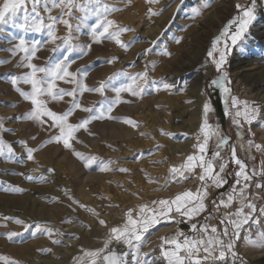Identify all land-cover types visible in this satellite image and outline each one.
<instances>
[{"label": "rangeland", "instance_id": "1", "mask_svg": "<svg viewBox=\"0 0 264 264\" xmlns=\"http://www.w3.org/2000/svg\"><path fill=\"white\" fill-rule=\"evenodd\" d=\"M163 1L164 0H159V3L151 4L148 3V0H131L129 4L128 0H102V2L110 6L121 9V11L109 13L108 19L116 21L121 27L127 26L134 29V31L124 32L120 36L121 41L124 43L134 41L127 49H123L117 44L115 45V41L110 39H102L101 42L94 43L88 34V25L95 22V17L93 16H89L87 24L84 27L74 32V34L78 36V40L75 41L76 44L92 45L87 55H83L78 49L71 53L63 49L53 53L51 48L54 47V45L51 43H44L47 40L46 31L40 33L34 31L25 32L12 27L10 24L0 26L3 28V31H0V118L5 122V129L0 132V135H3L4 139L12 144L16 153L11 160H9L7 156H0V264H92L94 258L87 255V253L103 247V242L109 233V229L114 226H121L126 219V213L129 209L133 210V216L136 217L142 205L147 204L150 207H154L152 201H159L161 199L172 200L176 195L185 191H192L195 193L197 189L201 188L202 182L198 179V175L201 172L199 168H196L187 180L179 178L173 179L170 169L172 166L184 164L188 155L197 153L198 150L195 146L198 143L197 136L200 135V126L204 119L202 108L205 102H208L212 106V111L209 113V121L216 118H227L230 124L237 127V125L232 122L233 117L225 114V104L220 91L210 86V81L216 78L218 73L212 63V58L208 56V51L211 50L213 40L220 36L228 21L240 15L241 10L236 6L241 5L242 7H247L250 5L251 0H212L215 1L214 9L217 15L220 16L224 14L226 15V19L217 32L210 36L206 47L204 56L206 58L205 60H207V62L209 61L208 63L211 68L209 71L207 69L199 71L201 73H205L206 71L207 73L209 72L205 75L200 90L202 95L201 104H198L200 99L196 97V94L189 91L191 90L192 78L187 77L188 71L181 73L179 76H175L172 74L173 72H171L172 66H169V68L165 65V62H169L172 56L169 58L160 54L161 51L166 48L164 39L169 35H165L168 31L164 29L160 30L155 36L150 35V32H154L151 31V29L157 26V20L165 17L172 7L171 5H174L176 2L171 1L170 6L166 8V6H163ZM3 2L4 0H0V6H2ZM48 2L49 6H51V0H48ZM28 7L29 9L31 8L30 3ZM189 7L192 8L193 5L189 4ZM149 8H152L154 11H158L161 8H165L166 10L164 11L165 13L163 12L160 16H152L149 18ZM39 10L46 21L47 13L43 10V2ZM59 13L60 9L54 8L52 10V15H59ZM80 15H82V13L74 10L73 18L70 21L74 27L79 23L75 17ZM20 16H22V13L17 14V23L20 22ZM205 27L208 28V26ZM234 29L235 25H233V28L230 30L229 36L221 40L220 45H218L219 48L223 49L225 41L231 45L230 35L231 31H234ZM56 30L59 36H63L67 32L66 26L62 23L56 25ZM141 33H143V37ZM21 36L29 42L34 40L42 42V47H40V51L37 52V58L34 59V63L38 66H44L48 63L49 58L60 59L67 55L70 61L69 71L81 77L88 87H99L101 81H106L114 74H119L116 79L111 81L109 87L105 89V96L102 97L99 93L95 92H86L82 96L78 95L77 99L84 107L94 106L95 108H99L102 101L107 102L105 97L110 101L115 96L113 88L120 87L122 84L129 82L128 77L123 75L124 73L135 75L136 73L144 71L146 67L150 81L174 82L176 87L171 92L161 89V91L156 93L149 86L150 89L148 88V91L142 97H132L128 93H121L122 102L116 105L111 113V115L121 119L109 120L105 118L101 121H94L89 125V128L95 135H88L83 130L76 133V138L80 142L77 143L73 141L75 149L85 155L97 157L93 167L91 169H86L83 163L78 160L70 150L64 149L61 145L50 144L47 145V147H40L50 135V132L45 130L47 125H40L25 118L26 114L31 111L32 105L29 101H25L19 93L15 91L14 86L10 82L12 76H18L28 71L27 68L20 66L24 54L17 53L16 55H12L9 51L15 43H18V39L13 40L12 37L19 38ZM153 41H155V44L152 43ZM57 43H60V41H57ZM263 43L264 0H258L256 19L249 27L243 45L238 44L229 54L225 70L228 72L231 81L230 87L232 95L241 102L247 101L250 105L254 102L260 107V117L251 125L246 124L242 116L237 119H239L241 125H243V128H239V130L247 135L248 138L252 139L254 143H259L262 146H264V100L252 98V96L260 95L259 97H261L264 95ZM146 48H152V52L148 55L144 54V49ZM214 56H218V53H214ZM114 57L118 59H113ZM183 57L185 58V56ZM109 60L112 62L109 63ZM153 64H155L154 70L152 68ZM164 65L165 67H163ZM159 66L160 68H158ZM205 85L209 88L210 99L206 97L203 91ZM57 86L67 89L73 87V85L65 84L63 81H57ZM18 87L25 91L31 90L30 85H24L22 83H20ZM168 96H171L173 100ZM70 100V97H65L62 101H51L47 99V106L49 109L59 114L70 107V104L67 103V101ZM129 101L132 105L129 104ZM154 101L156 102L154 103ZM189 101H191V103H189ZM137 103L138 105H136ZM171 103L174 105H170ZM180 103H182V108L180 107ZM125 106L128 107L126 108ZM154 107H156V109ZM131 108L135 110L128 111L131 110ZM181 109L183 111H181ZM197 109L201 111H199L201 117L200 126L195 135L192 136L193 138L191 139V145L187 154L183 155L182 161L178 162L176 156H174L175 153L170 148V142L173 140L178 144L180 141L179 143L181 144L190 140L191 137L189 136L192 131L189 128L190 120L188 115L191 112H195ZM238 109L241 111L243 110L242 103L237 106V109H231V112L234 114ZM157 111L158 113H155ZM138 113L141 114L138 115ZM87 115L88 113H85L81 109H77L69 118V122L77 123L81 119L86 118ZM124 118L136 121L139 126L136 128L131 125L127 126L123 122ZM132 127L135 129L133 130ZM249 128L252 133H255V136L250 135ZM161 130L171 134L173 133L171 135L173 138L171 136L170 138L169 136L168 138H162L166 135H163ZM153 131L156 133L155 135ZM141 133H144V135H141ZM125 134H129V137ZM32 136H36L37 139L32 140ZM202 139L203 137L201 136V141ZM21 140L27 141L30 147L39 148V151L34 153V161L27 160L25 148L19 143ZM109 145H111V147H109ZM253 151L256 162H254L251 167V172L255 170L258 175L253 178L247 192L249 194V199L257 205V212L253 214V218L254 220H258L259 223H253L250 220L249 224L244 225L240 230V237L237 238L235 247V251L238 253L235 264H240L241 258L246 264H264V246H250L245 239L249 232L253 237H256L258 233L264 232V213L259 211V209L264 208V190L255 188V183L257 182L264 184V152L257 151L255 148H253ZM179 154L180 153H178V155ZM109 161L115 162L109 165L113 170L107 172L100 171ZM169 161L170 163H168ZM228 166L229 163L227 162V167ZM48 168H54L55 173L47 172ZM119 168H127L130 171L122 173L115 170ZM153 169H155V171ZM237 171H239V168L228 173L226 179L228 182H231L230 185L224 184L223 187L217 188V193L215 192L212 194L210 192L212 186L209 182L208 195L205 199V203L208 205V211L194 217L191 221L173 213L175 219L168 221L162 220L161 223L149 230V233L146 234V244L142 247V251L150 252L153 256L160 257V245L162 244V239L160 237L163 232L172 229L171 226L173 225L176 226L174 230L183 231L189 236L196 235L190 230V224L192 222L217 226L218 230L222 232L224 226L220 224V220L226 213H235L240 204L238 200H234L227 208L221 205L219 210L216 211L215 207L216 204L220 203L222 197H225L227 200L228 193L231 192L232 186L237 179ZM246 171L249 172V170ZM251 172L249 173L251 174ZM42 174L46 177L45 180L34 179L30 181L27 179L29 175L38 178ZM141 175L143 176L141 177ZM152 177H154V179H152ZM87 179L90 180L88 181ZM140 180H142L143 183L142 181L140 182ZM150 180L152 182L149 183ZM135 183H137V185ZM99 185H101L102 188ZM12 187H21L25 191L16 193L6 190ZM236 187L239 189L240 186L236 185ZM104 189L108 191L106 192ZM68 190H70L69 195L80 201L86 208H92L99 212V218L106 220L107 226L100 225L98 223L99 218L93 216L86 208H81L79 205L72 204L68 197L65 196V191ZM86 190H90L91 193L87 191L89 194H85L84 192ZM247 211L249 210L246 208L245 212ZM209 212L211 215H209ZM5 215L24 219L26 222L33 225L37 222L47 224L60 231V226H63L62 230L69 226L70 230L64 232L62 237H54L60 238L62 240L61 244H53L52 240L44 234L33 236L31 230L25 232L23 226L15 224L14 221H4L3 216ZM69 218L71 219V223H65L64 221ZM5 224L6 227L4 226ZM89 225L90 227H88ZM7 231L19 232L22 234L15 237L13 240H8L7 237L3 235ZM75 232L77 233L75 234ZM175 233H170L166 238ZM180 239H183V237ZM20 249L21 251H19ZM48 249L52 251L49 252ZM110 249L117 253L130 252L125 245L115 241L110 246ZM21 254L23 256H21ZM201 255H203L202 252ZM127 260L128 264H133L130 254ZM227 263H233L232 257H227ZM98 264H103L102 259L98 261ZM159 264H166V262L161 259ZM208 264H211V262H208Z\"/></svg>", "mask_w": 264, "mask_h": 264}, {"label": "snow or ice", "instance_id": "2", "mask_svg": "<svg viewBox=\"0 0 264 264\" xmlns=\"http://www.w3.org/2000/svg\"><path fill=\"white\" fill-rule=\"evenodd\" d=\"M42 2L43 10L47 13L46 21L39 10ZM29 3L31 4L30 9L28 7ZM128 3L130 4L131 0H128ZM148 3L157 4L159 0H148ZM210 6L211 0H205L203 8ZM236 7L241 10L240 15L229 20L220 36L213 40L211 50L208 51V56L212 58V63L218 73V76L210 81V86L220 91L225 104V114L232 116L233 124L242 129L243 125H241L240 120L237 118L242 116L244 122L251 125L260 117L261 110L254 102L250 105L247 101L241 102L232 95L230 87L231 81L228 72L225 70V65L228 62V56L233 51V48L238 44L243 45L249 27L256 19L258 0H251L250 5L247 7H242L241 5H237ZM54 8L60 9L59 15H52ZM74 10L82 13V15L75 17L79 21L75 27L70 22L73 18ZM165 10V8H161L158 11H154L152 8H149V18L152 16H160ZM117 11H121V9L110 6L102 2V0H51V6H49L48 0H4L2 6H0V26L10 24L12 27L25 32L34 31L40 33L46 31L47 40L44 43L54 45L51 48L53 53L59 52L62 49L71 53L78 49L83 55H87L92 45L76 44L75 41L78 40V36L74 32L79 31L81 27L87 24L89 16L95 17V22L88 25V34L94 43H99L102 39H110L114 40L121 48L127 49L134 42L124 43L120 39L122 33L134 31V29L127 26L121 27L116 21L108 19L109 13ZM18 13H22L19 23L16 20ZM200 15H202L201 9L194 10V16ZM60 23L66 26L67 29L66 34L63 36L57 35L56 25ZM233 25H235V29L231 31V45L225 41L223 49L219 48L218 45H220L221 40L229 36ZM0 31H3L2 27H0ZM12 39H18V43H15L9 51L12 55H16L17 53L24 54L20 66L27 68L28 71L18 76H12L10 82L14 86L15 91L32 105L31 111L26 114L25 118L40 125H47L45 130L50 132L49 138L40 147H47L50 144L61 145L64 149L70 150L83 163L86 169L93 167L97 157L85 155L75 149L73 141L80 142L76 138V133L83 130L88 135H95L89 128V125L94 121H101L105 118L109 120L121 119L111 115L115 106L122 102L121 93H128L132 97H142L148 91L149 86L155 92H159L161 89L171 92L176 87L174 83L150 81L146 67L144 71L136 73L135 75L124 73L123 75L128 77L129 82L122 84L120 87L113 88L115 96L110 101L105 97L107 102L102 101L99 108H95L94 106L84 107L77 99L78 95L82 96L86 92H95L99 93L102 97L105 96V89L109 87L111 81L116 79L119 74H114L106 81H101L99 87H88L81 77L69 71L70 61L67 55L60 59L49 58L46 65L38 66L33 61L37 58V52L40 51L42 42L39 40L29 42L23 36L19 38L12 37ZM182 40L183 37H176L175 43L180 44ZM57 41H60V43H57ZM152 43L155 44V41ZM151 52L152 48L144 49L145 55ZM214 53H218V56H214ZM160 54L169 58L172 56V53L167 48H164ZM113 59L118 58L114 57ZM111 62L109 60V63ZM152 68L153 70L155 69V64H153ZM57 81H63L65 84L73 85V87L70 89L58 87ZM20 83L30 85L31 90L25 91L21 89L18 87ZM65 97L71 98L70 101H67L70 107L66 111L58 114L56 111L48 108L47 99L51 101H62ZM241 103L243 104V110L238 109L233 114L231 109H237V106ZM77 109L88 113L87 117L77 123L69 122V118ZM202 111L204 119L200 126V135L197 136L198 143L195 146L198 150L197 153L188 155L184 164L172 166L170 169L173 179L179 178L187 180L193 174L194 170L199 168L201 172L198 175V179L202 182L201 188L197 189L195 193L185 191L176 195L172 200L161 199L159 201H152L154 207H150L147 204L142 205L136 217L133 216V210L129 209L126 213L124 223L121 226H114L109 229V233L103 242V247L87 253V255L94 258L92 264H98V261L101 259L103 264H128L127 257L129 254L131 255L133 264H159L161 259L166 264H208V262H211V264H227V257L229 255L232 257L233 264H235L238 257V253L235 251L236 239L240 237V230L244 225L249 224L250 220L253 223H259L258 220H254L253 218V214L257 212V205L249 199L247 192L253 178L258 173L255 170L251 174L246 171L247 165L237 157L235 147L231 148V160L239 166V171L236 172L237 179L232 186L231 192L228 193L227 200L221 199L220 203L216 204L215 210L218 211L221 205L227 208L234 200H238L240 206L235 213H226L220 220V224L224 226L223 231H219L217 226L192 222L190 224V230L196 235L189 236L183 231L177 230L174 235L161 238L163 243L160 245V257H155L150 252L142 251V247L146 244V234L149 233L152 227L161 223L162 220L175 219L173 213L191 221L194 217L208 211V205L205 203V199L208 195L209 182L215 188H221L227 183L225 176L222 175L227 168V162L222 155V150L229 144V139L221 135L219 128L209 123V113L212 111V106L208 102L203 104ZM123 122L133 127L139 126L132 119L124 118ZM4 129L5 122L0 118V132ZM161 132L163 135H172L163 130ZM249 133L255 136V133H252L250 128ZM141 135H144V133H141ZM201 136L203 137L202 141ZM212 137L217 138L216 149L208 156V143ZM31 139L36 140L37 137L32 136ZM19 143L25 148L27 160L34 161V153L39 151V148L28 146L27 141L21 140ZM246 143L249 150L255 148L257 151L264 152V146L259 143H254L252 139L247 140ZM15 154L12 144L7 142L3 135H0V156H7L11 160ZM218 161L219 170L216 171ZM111 163L115 162L109 161L100 171H112L113 169L109 166ZM115 170L122 173L130 171L127 168ZM47 172L55 173V169L48 168ZM27 179L30 181L34 179L45 180L46 177L43 174L38 178L29 175ZM149 182L152 181L150 180ZM236 185L240 186L239 189H237ZM255 188L264 190V184L257 182L255 183ZM6 190L16 193L25 191L21 187H12ZM69 191H65V196L68 197L71 203L79 205L81 208H86L80 201L69 195ZM246 208L249 211L245 212ZM86 210L92 213L93 216L99 218L100 213L95 209L86 208ZM259 211L264 213V208L259 209ZM209 215H211L210 212ZM3 220L6 222L14 221L15 224L23 226L25 232L31 230L33 236L44 234L52 240L53 244L62 243L60 238L54 237H62L63 233L59 229H54L47 224L37 222L33 225L24 219L7 215L3 216ZM64 222L71 223V219L69 218ZM98 223L102 226H107L106 220L102 218L98 219ZM4 226L6 227V224ZM21 234L19 232L7 231L3 235L8 240H13ZM181 237L183 239H180ZM245 239L250 246H264V232L258 233L256 237H253L249 232ZM114 241L125 245L130 252L117 253L111 251L110 246ZM48 251L51 252L52 250L48 249ZM201 252L203 255H201ZM240 264H246V262L241 258Z\"/></svg>", "mask_w": 264, "mask_h": 264}, {"label": "bare ground", "instance_id": "3", "mask_svg": "<svg viewBox=\"0 0 264 264\" xmlns=\"http://www.w3.org/2000/svg\"><path fill=\"white\" fill-rule=\"evenodd\" d=\"M170 1V2H169ZM171 1H176L174 3V5H171L172 7L170 8V10L167 12L166 16L163 18H160L159 20H157V26L153 29H151V31L154 32H150V35H157L159 33L160 30H164L166 29L168 31L167 34L168 35L165 37L164 42L166 43V48L168 47V50L172 53V58L169 60V62H165V65L167 67L172 66L171 68V72H173L172 74L176 75H180L183 72L188 71L187 77H191L192 78V85H191V90H189L191 93L196 94V97L198 99H200V101H198V104L202 103V95H201V88L203 85V81L205 78V75L208 74L207 71L205 73H201L199 72L202 69H207L209 71L210 64L207 62V60H205V51H206V47L207 44L209 42L210 36L215 34L217 32V30L223 25L225 19H226V15L222 14L220 16L217 15V12L214 9V5H215V1L211 0V6L208 8H203V5L205 3V0H164L163 2V6H166V8L171 4ZM233 1V0H232ZM198 2V4H197ZM189 4H192L193 7L190 8ZM139 5V4H138ZM169 9V8H168ZM196 9H201L202 10V15L200 16H194V10ZM165 13V12H164ZM130 18V16H129ZM128 18V19H129ZM159 18V17H158ZM133 19V18H132ZM213 19V20H212ZM132 21V20H130ZM154 24V23H153ZM155 26V25H154ZM165 26V27H164ZM205 26H208V28H206ZM162 32V31H161ZM160 32V33H161ZM138 33V32H137ZM140 34V33H139ZM143 33H141L142 35ZM163 34V32H162ZM147 35V34H146ZM149 35V36H150ZM140 36V35H139ZM138 36V37H139ZM143 37V35H142ZM151 37V36H150ZM159 37V36H157ZM176 37H183V40L180 44H176L175 43V38ZM262 37V36H261ZM154 38V37H153ZM157 39V38H156ZM160 39V38H159ZM155 40V38H154ZM163 44V43H162ZM161 44V45H162ZM264 44V43H263ZM116 45V43H115ZM113 46V45H112ZM161 49V48H159ZM157 55V54H156ZM122 56V55H121ZM120 56V57H121ZM185 56V58L183 57ZM167 57V56H166ZM162 58V57H161ZM260 58V57H259ZM159 61V60H157ZM165 65L163 67H165ZM160 68V66L158 67ZM170 68V67H169ZM263 68V67H262ZM164 69V68H163ZM168 69V68H167ZM260 69V68H259ZM159 70V69H157ZM261 70V69H260ZM161 71V70H160ZM169 71V70H168ZM170 72V71H169ZM246 72V71H245ZM244 72V73H245ZM164 74V73H163ZM167 74V73H165ZM153 76V75H152ZM164 77V76H163ZM162 77V78H163ZM186 77V76H185ZM245 77V76H244ZM173 78V77H172ZM248 78V77H247ZM162 80V79H161ZM172 80V79H171ZM177 80V79H176ZM164 82V81H163ZM169 82V81H168ZM174 83V82H173ZM186 86V85H185ZM179 88V87H178ZM150 89V88H149ZM188 89V88H186ZM185 89V90H186ZM150 91V90H149ZM151 92V91H150ZM154 93V92H153ZM157 93V92H156ZM188 93V92H187ZM159 94V93H158ZM177 94V93H176ZM164 96V95H163ZM162 96V97H163ZM204 96V95H203ZM260 95H253L252 98H260L262 100H264V95L259 97ZM155 97V95H154ZM169 97V96H168ZM166 98V97H164ZM171 99V96L169 97ZM176 98V97H175ZM194 98V97H193ZM155 99V98H154ZM161 99V98H159ZM149 100V99H148ZM158 100V99H157ZM166 100V99H164ZM173 100V98L171 99ZM170 100V101H171ZM175 100V99H174ZM190 100V99H189ZM204 100V99H203ZM152 101V100H151ZM128 102V101H127ZM140 102V101H139ZM153 102V101H152ZM151 102V103H152ZM156 101H154L155 103ZM172 102V101H171ZM175 102V101H174ZM178 102V101H177ZM129 104H131L129 102ZM140 104V103H139ZM180 103V107H181ZM132 105V104H131ZM134 105V104H133ZM138 105V103L136 104ZM170 105H174V104H170ZM179 105V104H178ZM191 105V104H190ZM142 106V105H141ZM153 106V105H152ZM176 106V105H175ZM186 106V105H185ZM126 108L128 106H125ZM130 107V106H129ZM133 107V106H132ZM136 108V107H135ZM156 109V107H154ZM161 108V107H160ZM182 108V107H181ZM192 108V107H191ZM200 108V107H199ZM154 109V110H155ZM162 109V108H161ZM126 110V109H125ZM135 109L132 110H128V111H134ZM137 111V109H136ZM170 111V110H169ZM180 111V110H178ZM181 111H183L181 109ZM200 110L197 109L195 112H191L188 116H189V120H190V130L192 132H190V140L186 143H179L176 144L175 141L171 140L170 142V148L171 150L175 153L174 156H176V160L178 162L182 161L183 159V155L187 154L189 147L191 145V139L193 138L192 136L195 135L198 127L200 126L201 123V117H200ZM126 112V111H125ZM164 112V111H163ZM150 113V112H149ZM152 113V112H151ZM155 113H158L155 112ZM168 113V112H167ZM185 113V111H184ZM134 114V113H133ZM136 114V113H135ZM141 114V113H140ZM138 113V115H140ZM165 114V113H164ZM188 114V113H187ZM166 115V114H165ZM186 115V114H185ZM134 116V115H133ZM137 116V115H136ZM153 116V114H152ZM160 116V115H159ZM172 116V115H171ZM141 117V116H140ZM158 117V116H156ZM170 117V114H169ZM183 117V116H182ZM138 118V117H137ZM171 118V117H170ZM185 118V117H184ZM187 118V117H186ZM175 119V118H174ZM160 120V119H159ZM162 120V118H161ZM178 120V119H177ZM184 120V119H183ZM147 121V120H146ZM164 121V120H163ZM172 121V120H171ZM174 122V121H173ZM162 123V122H161ZM168 123V122H167ZM116 125V124H113ZM127 125V124H126ZM165 125V123H164ZM128 126V125H127ZM167 126V125H166ZM169 126V125H168ZM171 126V125H170ZM108 127V126H107ZM110 127V126H109ZM130 127V126H129ZM162 127V126H161ZM136 128V127H135ZM135 128L132 127V129L134 130ZM142 128V127H141ZM168 129V128H167ZM132 130V131H133ZM137 130V129H136ZM164 130V129H163ZM171 130V129H170ZM173 130V129H172ZM131 131V132H132ZM158 131V130H157ZM154 132V131H153ZM152 132V133H153ZM174 132V131H173ZM125 133V132H124ZM123 133V134H124ZM137 133V132H136ZM158 133V132H157ZM122 134V133H121ZM156 133L154 132V135ZM173 134V133H172ZM126 135V134H125ZM127 137H129V134L126 135ZM167 136V135H166ZM162 137V138H168L167 137ZM119 137V136H118ZM117 137V138H118ZM122 137V136H121ZM160 137V136H158ZM170 138V136H169ZM127 139V138H125ZM157 139V138H156ZM161 139V138H160ZM159 140V139H158ZM177 140V139H176ZM187 140V139H186ZM132 141V140H130ZM135 141V140H134ZM133 141V142H134ZM157 141V140H156ZM178 141V140H177ZM93 142V141H92ZM154 142V141H153ZM159 142V141H157ZM156 142V143H157ZM137 143V142H136ZM155 143V142H154ZM153 143V144H154ZM160 143V142H159ZM193 143V141H192ZM91 144V143H90ZM162 145V144H161ZM158 146V145H157ZM163 146V145H162ZM192 147V146H191ZM83 150V149H82ZM178 153H180L178 155ZM159 154V153H156ZM173 155V154H172ZM172 158V156H171ZM173 159V158H172ZM171 161V160H170ZM170 161L168 163H170ZM70 163V162H69ZM172 163V162H171ZM71 164V163H70ZM73 165V164H72ZM71 165V166H72ZM80 168V167H79ZM147 170V169H146ZM155 171V169H153ZM159 170V169H158ZM81 171V170H80ZM151 171V170H150ZM79 172V171H78ZM146 173V171H145ZM150 173V172H149ZM148 173V174H149ZM156 173V172H154ZM77 175V174H76ZM162 175V172H161ZM84 176V175H83ZM117 176V175H116ZM143 175H141L142 177ZM150 176V175H149ZM160 176V175H159ZM85 177V176H84ZM113 177V176H112ZM156 177V176H155ZM148 178V177H147ZM163 178V177H162ZM103 179V178H102ZM121 179V178H120ZM140 179V178H139ZM150 179V178H149ZM152 179H154V177H152ZM169 179V178H168ZM88 180V179H87ZM90 180V179H89ZM88 180V181H89ZM94 180V179H92ZM136 180V179H135ZM96 181V180H95ZM142 180H140L141 182ZM145 181V180H144ZM159 181V180H158ZM163 181V180H162ZM137 182V181H136ZM165 182V181H164ZM171 182V181H170ZM95 183V182H94ZM143 183V181H142ZM150 183V182H149ZM154 183V182H153ZM163 183V182H162ZM85 184V183H84ZM101 184V183H100ZM127 184V183H126ZM137 185V183H135ZM145 184V183H144ZM160 184V183H159ZM121 185V184H120ZM125 185V184H124ZM140 185V184H138ZM171 185V184H170ZM101 187V185H99ZM103 186V185H102ZM107 186V185H106ZM105 186V187H106ZM141 186V185H140ZM145 186V185H144ZM148 186V185H147ZM175 186V185H174ZM102 188V187H101ZM120 188V187H118ZM85 189V188H84ZM83 189V190H84ZM107 189V188H106ZM131 189V188H130ZM103 190V189H102ZM105 190V189H104ZM132 190V189H131ZM143 190V189H142ZM82 191V189H81ZM88 190H86L84 193L85 194H89L87 193ZM106 191V190H105ZM108 191V190H107ZM106 191V192H107ZM122 191V190H121ZM160 191V190H159ZM166 191V190H165ZM90 192V190L88 191ZM104 192V191H103ZM118 192V190H117ZM162 192V190H161ZM91 193V192H90ZM120 193V192H119ZM123 193V192H122ZM140 193V192H139ZM147 193V192H146ZM108 194V193H107ZM110 194V192H109ZM149 194V193H148ZM106 195V194H105ZM125 195V194H124ZM109 196V195H107ZM120 196V195H119ZM126 196V195H125ZM89 197V196H88ZM148 197V196H147ZM134 198V197H133ZM84 199V198H83ZM114 199V198H113ZM91 200V197H90ZM89 200V201H90ZM111 200V199H110ZM109 203V202H108ZM105 211V210H104ZM44 218V217H43ZM88 218V216H87ZM46 220V218H45ZM90 220V219H89ZM30 221V220H29ZM48 223V222H46ZM91 223V222H90ZM92 225V224H91ZM99 225V224H98ZM65 226V225H64ZM73 226V225H72ZM58 228V227H57ZM63 226H60V229L62 231V233L64 232H68L70 230L69 226H67V228L63 229ZM77 231V230H76ZM78 232V231H77ZM75 232V234L77 233ZM72 233V232H71ZM80 235V234H79ZM6 248V247H4ZM8 248V247H7ZM13 248V247H11ZM20 248V247H19ZM10 249V248H9ZM2 250V249H1ZM13 250V249H11ZM18 250V249H17ZM5 251V250H4ZM21 251V249L19 250ZM3 252V251H2ZM12 253V252H10ZM18 253V252H17ZM13 254V253H12ZM25 254V253H24ZM19 255V254H17ZM21 256H23L21 254ZM30 258V257H29ZM31 261V259H30ZM34 262V261H33Z\"/></svg>", "mask_w": 264, "mask_h": 264}, {"label": "trees", "instance_id": "4", "mask_svg": "<svg viewBox=\"0 0 264 264\" xmlns=\"http://www.w3.org/2000/svg\"><path fill=\"white\" fill-rule=\"evenodd\" d=\"M203 91L206 97L210 99V92H209V88L207 85H205V87L203 88ZM209 123L219 128L221 135L229 139V144L225 146L222 150V155L224 156L225 160L229 163V166L227 167V169L225 170V173L223 174L225 176V179L229 172L235 171L236 168H239V166L236 165L231 160V148L232 147L236 148L237 157L246 163L247 165L246 170H249V172H251V167L253 166L254 162H256V157L254 155L253 149L249 150L247 147L246 142L250 138H248L247 135L243 134L239 130L238 127L230 124L227 118L226 119L216 118L214 120H210ZM216 143H217L216 137H212L209 139L208 153H207L208 156H210L211 153L216 149ZM218 163L219 161L217 162L216 171L219 170ZM230 183L231 182H228L227 180L226 185L229 186Z\"/></svg>", "mask_w": 264, "mask_h": 264}, {"label": "crops", "instance_id": "5", "mask_svg": "<svg viewBox=\"0 0 264 264\" xmlns=\"http://www.w3.org/2000/svg\"><path fill=\"white\" fill-rule=\"evenodd\" d=\"M167 221H168V220H167ZM171 228H172V229L163 232L160 238H162V237L166 238V236L169 235L170 233H175V232L177 231V230H174V229H176V226H175V225L171 226ZM162 243H163V241H162ZM228 257H231V256L229 255ZM227 264H228V263H227Z\"/></svg>", "mask_w": 264, "mask_h": 264}, {"label": "built area", "instance_id": "6", "mask_svg": "<svg viewBox=\"0 0 264 264\" xmlns=\"http://www.w3.org/2000/svg\"><path fill=\"white\" fill-rule=\"evenodd\" d=\"M216 189H217V188H215L214 186H212V187L210 188V192L213 194V193L216 192ZM221 199H223V200L226 201V198H225V197H222ZM236 241H237V239H236ZM217 255H218V253H217ZM232 264H233V263H232Z\"/></svg>", "mask_w": 264, "mask_h": 264}, {"label": "water", "instance_id": "7", "mask_svg": "<svg viewBox=\"0 0 264 264\" xmlns=\"http://www.w3.org/2000/svg\"><path fill=\"white\" fill-rule=\"evenodd\" d=\"M201 112V111H200Z\"/></svg>", "mask_w": 264, "mask_h": 264}]
</instances>
